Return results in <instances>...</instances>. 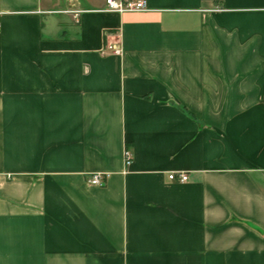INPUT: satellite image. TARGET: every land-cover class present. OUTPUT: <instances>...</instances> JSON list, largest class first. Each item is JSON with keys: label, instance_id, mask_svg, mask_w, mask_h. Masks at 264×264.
Listing matches in <instances>:
<instances>
[{"label": "crops", "instance_id": "crops-1", "mask_svg": "<svg viewBox=\"0 0 264 264\" xmlns=\"http://www.w3.org/2000/svg\"><path fill=\"white\" fill-rule=\"evenodd\" d=\"M144 1L0 0V264H264V0Z\"/></svg>", "mask_w": 264, "mask_h": 264}, {"label": "built area", "instance_id": "built-area-1", "mask_svg": "<svg viewBox=\"0 0 264 264\" xmlns=\"http://www.w3.org/2000/svg\"><path fill=\"white\" fill-rule=\"evenodd\" d=\"M105 11L112 14H125L142 12L147 9V4L144 0H105ZM107 49L112 51L113 55H119L120 50L107 46ZM131 164V156L128 151H125V166ZM106 174H94L89 177L88 184L92 187L103 188L105 186ZM170 182L186 183L188 177L186 174H171L168 177Z\"/></svg>", "mask_w": 264, "mask_h": 264}]
</instances>
